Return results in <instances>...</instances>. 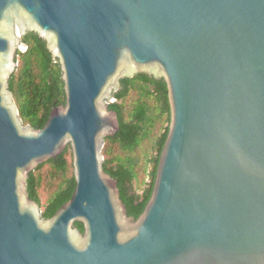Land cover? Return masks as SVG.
I'll list each match as a JSON object with an SVG mask.
<instances>
[{"label":"water","instance_id":"water-1","mask_svg":"<svg viewBox=\"0 0 264 264\" xmlns=\"http://www.w3.org/2000/svg\"><path fill=\"white\" fill-rule=\"evenodd\" d=\"M29 31L66 97L40 130L9 90ZM142 72L164 78L170 124L134 220L102 149L112 93ZM68 145L74 191L43 219L26 180ZM0 264H264V0H0Z\"/></svg>","mask_w":264,"mask_h":264},{"label":"trees","instance_id":"trees-1","mask_svg":"<svg viewBox=\"0 0 264 264\" xmlns=\"http://www.w3.org/2000/svg\"><path fill=\"white\" fill-rule=\"evenodd\" d=\"M26 46L16 53L17 67L9 80L24 126L40 130L51 111L66 102L59 60L35 31L21 37ZM134 96V100H128ZM108 109L117 114L119 129L107 137L102 149L103 171L117 183L128 217L136 220L152 193L156 169L170 124L168 91L163 77L146 72L119 80ZM142 176V177H141ZM147 181L138 193L140 183ZM138 181H140L138 183ZM52 186L42 204L39 191ZM138 185V186H137ZM75 188L72 153L68 145L57 157L38 165L26 180L28 197L39 205L43 219L51 218L68 202ZM81 233L83 225L74 223Z\"/></svg>","mask_w":264,"mask_h":264},{"label":"rangeland","instance_id":"rangeland-1","mask_svg":"<svg viewBox=\"0 0 264 264\" xmlns=\"http://www.w3.org/2000/svg\"><path fill=\"white\" fill-rule=\"evenodd\" d=\"M21 49H23V48H21ZM131 100H134V96H132V97L128 100V102L131 101ZM141 177H142V176H141ZM146 181H147V178L145 177V178H144V181H143L142 183H140L139 186L137 185V186H138V188H137L138 193H141V190H142V188L144 187ZM139 182H140V181H138V183H139ZM51 190H52V186L50 187V186H48V185L43 186V187L40 189V191H39V196H40V200H41V203H42V204H44L45 201H46V199L49 197V195H50V193H51Z\"/></svg>","mask_w":264,"mask_h":264}]
</instances>
